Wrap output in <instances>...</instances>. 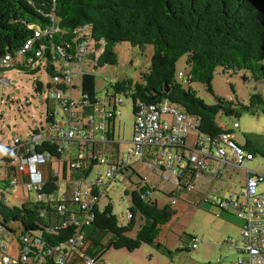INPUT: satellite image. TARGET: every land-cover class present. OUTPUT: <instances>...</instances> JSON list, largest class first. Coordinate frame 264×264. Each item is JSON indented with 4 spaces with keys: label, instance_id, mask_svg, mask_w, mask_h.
<instances>
[{
    "label": "trees",
    "instance_id": "obj_1",
    "mask_svg": "<svg viewBox=\"0 0 264 264\" xmlns=\"http://www.w3.org/2000/svg\"><path fill=\"white\" fill-rule=\"evenodd\" d=\"M31 25L48 34L38 38L33 51L13 68L34 74L33 67H37L36 71L43 69L53 79L55 75L63 73L65 63L74 60L84 40L89 42V48L100 50L98 57L89 55L94 57L95 69L117 64L115 47L119 43H129L141 51L152 47L151 64L140 73V81L135 83L131 79H124L113 84V98L122 95L131 99L134 115L138 112L139 104L169 101L196 117L199 123L197 131L211 138L223 133L217 120L219 115L239 117L247 107L217 96L214 105H207L190 85L204 84L214 94L212 82L218 68L227 74L248 71L256 81L264 79V0H0V65L6 55L15 57L25 42L34 36ZM36 52H41V56L37 57ZM184 57L188 66L184 78L189 85L188 90L177 77V64ZM13 68L0 67V74ZM35 84L36 91L42 92L43 84ZM82 96H87L82 104V111L87 115L99 104L94 75L83 74ZM263 103L264 95L253 96V105L262 106ZM56 113L49 108V123L53 122ZM39 133L37 131L33 135ZM107 145L109 143H95L90 148L87 146L84 158L77 153L76 157L70 155V159L63 160V155L70 153L72 148L61 153L58 142L44 140L36 146L38 153L46 152L51 156L43 166H51L54 162L64 163L66 179L68 165L69 181H66L65 193L62 196L57 193L60 188L58 175L42 170L45 184L42 190L35 193L44 195V199L16 207L9 205L4 194H1L2 240L7 236L15 238L20 255L28 248L29 264H57L62 256H68L65 264H86L87 256L95 260L94 264H100L104 251L134 252L143 245L159 244L162 228L171 222L176 212L169 206L160 208L157 201L151 199L154 190L145 180L141 179L134 185L135 189L126 193L131 196L128 212L132 216L127 226L119 224L113 214L111 200L106 195L111 181L90 188V199L75 201L76 191L82 190L81 184H87L86 180L94 167L101 165L95 157H105L99 147ZM240 146L248 151L246 145ZM27 152V146L22 143H15L14 148L5 147L0 151V162L5 165L0 189L5 191L3 185L8 186L9 179L16 175V168L12 166L13 157L21 160ZM146 158L150 161H146ZM146 158L141 161L152 162V157ZM109 159L116 161L117 155L113 153ZM132 165L124 172L130 170ZM187 178L189 181H186ZM187 178L180 179L178 184L186 191L193 180L191 174ZM23 179L20 177L21 182ZM168 197L172 198L173 195ZM104 198H107L105 203ZM204 204L214 206L211 202ZM61 206L65 207L63 211L59 210ZM214 207L217 208V205ZM218 210L219 218L229 212L221 210L220 205ZM89 214L92 220L82 233L83 240L69 254L67 244L79 233L78 225L83 224ZM137 220L140 222L139 228L132 238L130 234ZM107 234L111 239L106 247H102L101 241ZM189 239L193 244H198L195 236H189ZM160 249H163V245H160ZM220 263L221 259L217 264Z\"/></svg>",
    "mask_w": 264,
    "mask_h": 264
},
{
    "label": "rangeland",
    "instance_id": "obj_2",
    "mask_svg": "<svg viewBox=\"0 0 264 264\" xmlns=\"http://www.w3.org/2000/svg\"><path fill=\"white\" fill-rule=\"evenodd\" d=\"M91 43V41H90ZM117 55V64L95 69V60L92 56H99L100 50L89 48L85 58L75 68L77 77L74 80V91H67L66 95L70 96L73 93V99L78 103L82 97V77L84 73L92 74L95 77V89L97 99L100 104L97 107L102 111L103 107L108 109L109 104L111 109L115 107V99L121 98L122 105H117L116 108L120 114L117 116L116 137L120 135L119 151L121 154L126 153L129 142L132 136V129L134 123L133 102L131 99L122 95L113 98V91L111 86L118 81L124 79H131L135 83L139 82L140 73L145 71L151 64L153 48L147 47L145 51H141L138 47H133L129 43H119L115 47ZM91 53V54H90ZM34 74H29L18 69H11L1 72L0 74V151L5 147L14 148L15 139L19 138L30 139L34 132L42 130L48 124L47 114L49 108L53 111H59L60 107L57 101L51 100L49 84L52 83V78L45 72V70L36 71L37 67H33ZM188 66L186 65V58H182L177 64V77L186 90L189 85L185 83V79L181 78V73L186 75ZM43 84L42 92H37L35 83ZM207 105H214L216 103V96L232 101L235 104H241L244 107L239 117L219 115L218 123H224L225 127L233 128L235 122L240 125V128L235 130L237 140L246 144L247 141L253 142L255 136L264 134V113L260 111V106L252 104V98L255 95H264V79L256 81L252 74L248 71H239L236 73H223L222 68H218L214 74L212 88L214 94L208 91V87L201 83H192L190 85ZM170 116L167 119L170 120ZM97 120L105 122L104 115L97 113ZM260 129V130H259ZM260 131L255 134L252 131ZM196 131L190 130V137ZM197 134V133H196ZM189 142V141H188ZM193 144V143H191ZM193 147V145H192ZM101 153L108 159L113 153L118 151L114 146H102ZM77 146L72 147L70 153L63 155V160L76 157ZM100 151V150H99ZM246 156H252L247 160L245 169L253 172L264 164V154L259 152L254 156L249 151H246ZM2 154L0 153V159ZM146 161H150L146 158ZM132 168L124 174H117L111 180V184L106 189V195L111 200L113 206V214L122 226H127L130 223L128 219V211L131 206V196L126 195L135 189V184L145 180L148 185L154 190L151 194V199L157 201L160 208L169 206L176 212L170 223L162 228V232L158 239L156 246L143 245L134 252L127 250L110 249L104 251L101 256L102 262L100 264H217V244L222 246L223 238H219V233L222 232L220 225L224 218H217V209L211 205L200 207V196L197 194L198 190L186 191L178 186L172 185L169 180L163 178V173L156 174L153 168L146 162L132 159ZM263 163V164H262ZM2 169L0 170V179H4L5 165L0 162ZM64 163L54 162L47 165L48 170L58 175L60 180V188L58 195L62 196L67 189L69 181V169L67 165L66 179L63 174ZM106 166L97 165L94 167L89 178L86 180L87 184H81L82 190H91L89 183L95 182L97 173L105 171ZM171 177L170 174H167ZM245 171L237 167H229L226 179L231 186V192L234 194L242 193L241 183ZM225 179V178H224ZM189 181V178L186 179ZM189 184V182H187ZM194 183V181H193ZM195 184V183H194ZM218 181H214L212 186V194L216 195L218 189ZM5 191L0 189L1 194L7 203L11 206L22 207L23 203H36L38 197L35 192L29 191L25 185L12 187L10 184L3 185ZM264 185L260 186V191ZM168 195H173L169 198ZM209 195V192H208ZM107 198L103 199L105 203ZM109 200V202H110ZM176 201V204L171 206V201ZM139 221L134 231L130 234L134 238L139 228ZM219 223V224H218ZM198 236V247L192 248L193 242L189 236ZM0 234V263L4 255L12 257L14 250H19L17 240L11 236H7L2 240ZM110 234L104 236L101 241L102 247H106ZM240 242L237 241L235 245ZM7 246V250L3 247ZM163 245V249L158 246ZM98 249L102 250L103 248ZM184 249V250H182ZM228 264V263H223Z\"/></svg>",
    "mask_w": 264,
    "mask_h": 264
},
{
    "label": "built area",
    "instance_id": "obj_3",
    "mask_svg": "<svg viewBox=\"0 0 264 264\" xmlns=\"http://www.w3.org/2000/svg\"><path fill=\"white\" fill-rule=\"evenodd\" d=\"M30 29L35 31L34 36L25 42L15 57L6 55L0 67L9 69L18 65L21 59L26 58L27 54L33 51L35 41L48 34L47 31L44 32L33 25L30 26ZM88 49L89 42L87 40L81 42L74 60L65 63L63 73L55 75L52 79L49 98L57 101L60 107L53 122H48L46 127H43L44 133L35 134L27 140L15 139V143L27 146L28 152L21 160L16 156L13 157L12 166L16 168V175L9 179L12 187L25 185L29 191L33 192L43 189L45 181L41 168L50 161L51 156L46 152L38 153L36 146L44 140L52 143L58 142L61 153L69 151L78 143L81 146L78 152L80 158L86 156L87 146L90 148L100 142L115 143L108 137L107 126L97 121V113L104 115L105 119L110 121L120 114L117 108L107 111L103 107L101 111L96 106L93 112L84 115L82 104L87 96H82L77 103L71 95H66L77 77L75 68H79L78 66L85 58ZM36 56H41V52H36ZM181 78H185L183 73H181ZM123 103L121 98L115 99L116 106ZM262 106L264 112V103ZM167 116H170L171 120H168ZM134 117V135L126 153L112 164L106 157L96 156L95 158L100 164L106 166V171L97 173L95 182L89 183L90 188L104 185L107 181L114 179L117 174H122L132 164V159L141 161L149 156L153 158L152 162L148 163L153 171L158 174L162 172L163 178L169 180L174 186H178L180 179L187 178V175L191 174L193 180L188 185L187 191L192 192L195 190L193 181L197 178L207 174L210 176L209 180L212 181L220 175L219 169L210 168L215 162H230L240 169H245L247 160L252 158V156H246L245 150L224 125H219L223 133L217 137L211 138L202 135L197 131L199 124L197 118L185 113L179 106L169 101L149 105L139 104L138 112ZM234 128H239L237 122L234 124ZM191 129L197 133L193 148L187 146ZM98 133H100L99 138L97 137ZM248 173L243 198L239 200L230 196L220 204V208L221 210H232L241 222V240L235 245L239 259L233 264H264V194L259 193V185L264 180V175ZM167 174H170L171 177H168ZM20 177H24L22 182ZM91 193V190L82 191L79 189L75 193V201L88 200L91 198ZM36 195L39 200L45 198L44 195ZM212 200L213 194H209L204 198V203ZM171 203L175 205L176 201L173 200ZM64 209V206L59 208L60 211ZM90 216L89 214L85 217L83 224L78 225L79 233L69 240L67 244L69 254L82 242V233L92 220ZM131 217L128 212V219ZM217 217H219L218 214ZM197 247L198 244L194 243L193 248ZM3 249L5 250V245ZM67 257L62 256L57 264H65ZM19 263L29 264L28 248H25L21 255L19 252L14 253L12 257L4 255L0 264ZM94 263L93 258L86 257V264Z\"/></svg>",
    "mask_w": 264,
    "mask_h": 264
},
{
    "label": "crops",
    "instance_id": "obj_4",
    "mask_svg": "<svg viewBox=\"0 0 264 264\" xmlns=\"http://www.w3.org/2000/svg\"><path fill=\"white\" fill-rule=\"evenodd\" d=\"M75 85L73 83V86L69 89L70 91H74L75 89ZM71 96L73 98V93H71ZM258 106H260V111L263 112V109H262V106L257 104ZM105 107V106H104ZM105 110L107 111H111V110H114L116 109V105L114 108L111 109V105L109 104L108 106V109L104 108ZM110 109V110H109ZM264 113V112H263ZM87 114V113H86ZM102 115V114H101ZM171 120V119H170ZM98 121V120H97ZM99 123H103L107 126L108 128V133L110 135V140L111 141H114L115 143H109V145L107 146H114L116 147L117 149L119 148V143H121L120 141V135H118V137H116V124H117V118H112L110 121L109 120H105V122L103 120H100L98 121ZM236 123V122H235ZM234 123V124H235ZM220 125H225L224 123H219ZM134 126H135V117H134V123H133V131H132V136L129 140V142H127L128 146L130 145L131 141H132V138H133V135H134ZM227 128V131L234 136V138L236 139V141L238 142V144L242 145V146H245L247 147V144L249 141H247L246 144L244 143H241L237 140V137H236V134H235V130L239 129L240 128V125H239V128L235 129L234 128V125H233V128ZM260 130V129H259ZM254 132L255 134H258V130L256 131H252ZM191 135V134H190ZM188 137V140H187V146L189 148H193L194 145H195V141H196V137H197V134L194 133L193 136ZM97 137L99 138L100 137V133L97 134ZM189 141V142H188ZM193 143V144H191ZM77 146V152L76 154L79 152L81 146L77 143L75 144ZM74 145V146H75ZM193 145V147H192ZM73 146V147H74ZM248 151L250 153H252L254 156L259 152L260 154H264V134L261 135V136H255L253 142L250 143V145H248L247 147ZM115 154L117 155V159L120 158L122 155L124 154H121L119 149L118 151L115 152ZM109 159V158H108ZM111 161V164L116 162V161H112L111 159H109ZM263 164V163H262ZM236 167L235 165H233L232 163H225V162H220V161H217L215 162L213 165H211L210 168L214 167V168H217L221 171L220 175L210 181L209 180V175L205 174L199 178H197L194 183H195V190H198L197 194L200 196V205H204L203 207H205L206 205L204 204V198L208 195V192L209 194H212V189L210 188L213 184L214 181H218V189L216 191V195L213 194V200L210 201L211 204H213L214 206L217 205V210H218V207L221 203L225 202L230 196H233L234 199H239L241 200L243 198V193H244V189H245V186H246V181H247V178H248V172H251L253 174H260V175H264V164L263 165H260V168L257 169V171L253 172L251 170H247V169H243L245 171V175L243 176V179L241 180L242 181V185H241V190H242V193H239V194H234L231 192V186L230 184L227 182V179H226V174H227V171L229 170V167ZM238 168V167H237ZM42 170L44 172H48L50 170H48L47 166H42ZM225 178V179H224ZM261 185H264V180L261 182V184L259 185V188ZM259 193L260 194H264V188L262 189V191H260L259 189ZM229 212L228 213H223L222 215V219L224 218V221L223 223L225 224H222L220 225V229H222L219 233V238L217 239H222L223 238V241L221 240L220 242H222V246L217 244V256L218 258L220 257L221 259V263L220 264H223V263H228V264H233L234 262H236L238 259H239V254L235 248V243L239 240H241V222L240 220H238L234 214V212L232 210H228ZM217 213H219V210L217 211ZM219 218V217H217ZM221 219V218H220ZM219 224V223H218ZM195 237L197 238L198 236L195 234ZM198 239V238H197ZM199 248V247H197ZM5 250H7V246H5ZM14 253H17L19 252L18 250H14L13 251ZM219 260V259H218ZM73 264H79L78 262H75Z\"/></svg>",
    "mask_w": 264,
    "mask_h": 264
},
{
    "label": "water",
    "instance_id": "obj_5",
    "mask_svg": "<svg viewBox=\"0 0 264 264\" xmlns=\"http://www.w3.org/2000/svg\"><path fill=\"white\" fill-rule=\"evenodd\" d=\"M158 248H160V246H158Z\"/></svg>",
    "mask_w": 264,
    "mask_h": 264
}]
</instances>
